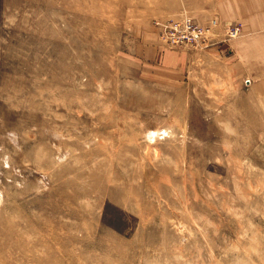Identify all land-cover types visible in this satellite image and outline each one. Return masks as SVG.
<instances>
[{"label": "rangeland", "instance_id": "1", "mask_svg": "<svg viewBox=\"0 0 264 264\" xmlns=\"http://www.w3.org/2000/svg\"><path fill=\"white\" fill-rule=\"evenodd\" d=\"M0 264H264V0H0Z\"/></svg>", "mask_w": 264, "mask_h": 264}, {"label": "built area", "instance_id": "2", "mask_svg": "<svg viewBox=\"0 0 264 264\" xmlns=\"http://www.w3.org/2000/svg\"><path fill=\"white\" fill-rule=\"evenodd\" d=\"M240 24H232L228 28V36L234 37L241 33ZM206 30L189 20L172 22L166 31V36L173 42L185 44H198L205 41Z\"/></svg>", "mask_w": 264, "mask_h": 264}]
</instances>
